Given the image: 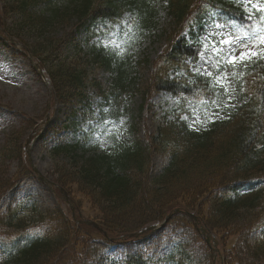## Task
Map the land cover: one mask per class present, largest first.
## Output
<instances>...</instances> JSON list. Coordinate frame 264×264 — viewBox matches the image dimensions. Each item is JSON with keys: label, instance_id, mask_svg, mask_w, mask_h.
Listing matches in <instances>:
<instances>
[{"label": "trees", "instance_id": "obj_1", "mask_svg": "<svg viewBox=\"0 0 264 264\" xmlns=\"http://www.w3.org/2000/svg\"><path fill=\"white\" fill-rule=\"evenodd\" d=\"M165 1L171 25L165 33L162 31L166 43L156 69L145 86L136 85L128 49L121 51L120 57L111 54L107 58L118 63L119 71L114 88L128 84L143 97L150 89H166L184 97L176 91L184 83L168 75H179L176 71L184 68L188 59L196 58L198 46L188 45L181 28L192 29L195 25L190 35L196 40L208 14L224 13L232 20L242 14L228 0ZM154 3L155 0H1V16L12 19L7 29L10 34L30 39L26 44L47 70L58 101L75 100L85 107L89 105L88 86H99V81L88 72L87 66L94 64L62 61L58 54L65 38L57 37L58 32L66 27L70 31L84 27L88 38L91 28L110 29L115 22L121 23L125 11L133 20L140 17L139 34L150 31L156 23ZM15 28L20 29L14 31ZM261 57L249 60L246 67L237 63L241 71L250 74L243 90L251 95L252 103L242 113L223 120L216 129L198 137L174 121H166L154 134L120 141L103 153L88 151L78 143L75 132L72 136L56 137L49 150L56 180L68 191L73 185L90 206L97 208V222L112 236L134 232L179 208L166 223L185 228L182 234L166 241L164 264H211L207 246L183 210L194 211L201 222L222 238L238 239L252 225L248 208L260 202L249 196L257 187L251 183L264 176V166L257 164L264 159V53ZM95 65L104 64L98 61ZM122 91L110 94L117 98ZM77 110L70 108L71 114ZM159 154L167 156V164L154 174L152 160ZM248 186L250 191L244 193ZM12 219L16 216L0 219V224L8 229L7 233L0 231V240L9 243L15 255L0 264H60L61 260L63 264H104L106 259H112L113 264L154 262L152 256L141 254L138 242L128 237L115 240L122 262L113 259L108 238L93 237L92 228L87 225H73L60 208L32 206L23 220L13 223ZM199 244L204 247L199 249ZM237 246L241 249L239 243ZM260 254L239 250L235 261L228 264H254L253 256ZM230 258L227 251L225 259Z\"/></svg>", "mask_w": 264, "mask_h": 264}, {"label": "rangeland", "instance_id": "obj_2", "mask_svg": "<svg viewBox=\"0 0 264 264\" xmlns=\"http://www.w3.org/2000/svg\"><path fill=\"white\" fill-rule=\"evenodd\" d=\"M215 25L223 27L217 28ZM205 34L217 39L216 43L222 37L226 38L229 35L233 38L239 37L240 41L244 40V37L238 36L234 30L230 29L228 22H223L221 19L216 24L205 25ZM110 41L113 42L112 39ZM162 45L163 43L158 39L145 40L132 52H134L135 58L146 55L149 59H152L160 51ZM213 45L214 43L210 44L206 49L210 55L213 54ZM220 48L228 51L227 45L220 44ZM21 49L19 44H10L0 37V144L5 134L13 128L24 125L27 117L30 119L42 118L41 120H43L46 118V114H49L48 125L60 123L64 118L65 110H63V107L51 104L52 106L48 108L50 99L48 84L34 69V62ZM214 62L213 58L209 56L208 63L202 62L200 68L209 69L214 65ZM152 100L153 109L148 107L147 104L140 107L142 100L138 94H125L120 100L123 108H125V114L118 119V125L124 126L125 132H129L130 122H136L140 131L139 135L141 131L146 132L154 129L161 120L164 111L173 104V98L160 93L153 96ZM115 104L117 103L115 102ZM182 118L186 119L189 124L193 123L196 127L206 126L209 121V118L200 110L194 109L183 114ZM126 134L123 136H127ZM25 152V155L28 156V159L37 169L50 167L45 150L41 146V142L37 141V138L26 146ZM161 162L164 161H156L158 164H161ZM19 186V189H12L0 201V210L8 207V204L13 206L16 199H21L24 195L37 199L43 206L60 205L67 209L66 204L63 202V196L34 178L26 177L20 182Z\"/></svg>", "mask_w": 264, "mask_h": 264}, {"label": "snow or ice", "instance_id": "obj_3", "mask_svg": "<svg viewBox=\"0 0 264 264\" xmlns=\"http://www.w3.org/2000/svg\"><path fill=\"white\" fill-rule=\"evenodd\" d=\"M239 2L244 3L246 6L251 5L252 8H256V5L252 4V0H239ZM257 10L264 12V5L260 6V8ZM248 19H250V20L252 19L251 9L249 10ZM259 20L264 21V15L260 16ZM215 27L219 28V27H223V26L215 25ZM261 33H264V28H261L260 24L258 22L255 28H253L251 31L244 32L243 35L245 37H247L248 40H257L259 42V44H264V35H262ZM218 43L221 45H227L228 46V52L226 54L225 62L232 64L233 67H235L237 65V63L243 64L245 61L250 60L252 57L262 58V57H260L259 53L252 51L251 49H248L247 51H243L240 53L239 56H236L234 54L235 45L237 43H242V41H240L239 37L233 38L229 35L226 38L222 37ZM205 47H207V45H205ZM212 47H213V51L217 55H219L220 53H222L224 51L223 48L217 47L216 44H214ZM261 52H264V49H261ZM244 66L246 67V64ZM217 67H219V63L217 64ZM207 75L209 77H211L212 73L208 72ZM233 75H235V73H233ZM241 75H243V74H241ZM216 82L219 83L221 85V87H223L225 89V92L228 91L226 84L224 82V79H222L221 76L216 77ZM228 99L231 100L232 97L229 96ZM213 103H215V102H213ZM228 106L229 105L226 102L225 107H228ZM209 119H211V117H209ZM189 126L191 127L192 125H189Z\"/></svg>", "mask_w": 264, "mask_h": 264}]
</instances>
